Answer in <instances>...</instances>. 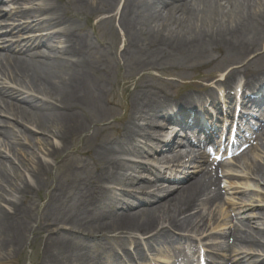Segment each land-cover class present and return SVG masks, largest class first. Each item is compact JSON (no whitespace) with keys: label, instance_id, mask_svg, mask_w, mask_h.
<instances>
[{"label":"bare ground","instance_id":"bare-ground-1","mask_svg":"<svg viewBox=\"0 0 264 264\" xmlns=\"http://www.w3.org/2000/svg\"><path fill=\"white\" fill-rule=\"evenodd\" d=\"M43 3L37 8L0 15V51L4 50L0 53V116L9 115L5 118H11L28 134L34 129L42 137L34 138L33 147L28 145V157H35L28 169L30 180L13 167L11 176L6 162L0 159V259L10 264L8 260L16 255L27 233L33 232L42 237V264H137L173 245L182 250L177 252L178 257L187 259L198 254L199 244L207 251L217 247L228 256L218 264H257L256 257L236 252L253 250L257 245L254 237L242 224L230 227L233 221L227 223L224 215L220 227L227 228L217 234L222 245L208 246L199 241L207 232L209 211L221 199L219 192L211 193L199 175L192 177L193 181H172L181 182L175 184L166 182L156 169L163 165L174 167L188 158L181 156L180 150H173L177 137L166 141L167 152L156 153L152 149L158 145L154 141L162 142L171 133L177 134L176 128L168 126L156 130L159 123L187 119V111L193 105L203 103L202 98L207 100L204 93L206 97L213 96L215 90L202 87L200 92L196 88L177 99L139 79L127 95L131 98L128 114L118 120L119 127H112L114 122L107 123L109 109L102 104L105 88L96 78L97 67L87 57L91 47L88 34L79 25L66 24L68 15L55 0ZM69 3L95 18L105 16L100 22L113 24L118 19L127 38L124 56H130L147 72H160L166 67L190 70L183 66L190 60H202L205 46L219 57L200 66L242 65L245 56H252L243 68L250 64H255L254 68L264 67V3L260 0ZM38 13L45 14L46 20L35 19L34 14ZM14 18L32 21L26 26L10 27ZM57 28L62 31H54ZM26 31L32 32V36L18 39L17 34ZM246 37H253L254 42ZM52 52L57 55L51 56ZM241 73L245 75L238 69L227 72L222 86H230ZM216 79L209 75L203 81ZM6 125V121L0 120L2 145L6 152L19 154L21 150L13 147L17 146L16 135L5 129ZM107 132H112L111 136ZM141 140L145 145L137 144ZM36 150H43L53 162L61 156L56 165L66 173L71 170L72 176L60 181L46 180L54 165L36 158ZM72 153L88 160L70 168ZM135 159H144L156 168L139 166ZM131 172L137 173V177L132 178ZM180 172H186L184 165ZM250 172L264 181V166L255 165ZM46 186L48 194L39 199L40 212L33 228L26 221L28 209L22 203ZM61 225L65 229H60ZM107 244L111 245L108 263L103 260ZM93 249H98L95 258ZM202 255L205 257L206 253ZM259 263L264 264V259Z\"/></svg>","mask_w":264,"mask_h":264},{"label":"rangeland","instance_id":"rangeland-1","mask_svg":"<svg viewBox=\"0 0 264 264\" xmlns=\"http://www.w3.org/2000/svg\"><path fill=\"white\" fill-rule=\"evenodd\" d=\"M10 1L11 0H4L3 3H0V12L2 15L8 13L9 11L20 9L28 10L30 8L40 7L42 4H44V0H34V2L32 3H28V0H19L16 3H12ZM260 1L264 3V0ZM55 2H57L61 9L64 10L65 15H68L66 24L72 22L73 24L79 25L81 26L82 31L88 34V40L91 47L87 57L89 58L91 63H93L97 67L98 73L96 74V78H99V80L102 81V85L105 88V96L102 99V104L109 109L110 120L107 123L114 122L112 124V127H119L118 120L124 118L126 114H128V105L131 104V98H128L127 95L133 92L134 88L137 86V84H139V79L140 81L145 82V84L147 83L151 86L153 85L154 87L164 89L166 93L169 92L171 97L174 98V96L176 95H183L185 93L193 91V87L195 89H201L200 87H203L202 85H200L202 81L192 83V85L194 86H192L191 88L186 85L187 83L196 81V79L198 80L203 76L210 75V77L215 76V78H217V76L220 74L219 71H223L228 67L233 66V64H225L222 66H200V63L202 65L208 64L215 59L217 60L219 57L216 52L207 51L208 46H205L201 53V56H204L202 60H195L194 62H190V60L189 63L183 66L188 69L191 68L190 70L184 71L177 67L167 69L168 67H166L160 72H147L148 70H144L140 66H138L139 63L131 60L129 58L130 56H124L123 51L125 49V42L127 38L125 32L121 30L119 26L118 19L115 20L113 24H111V22L109 21L100 22L105 18V16L95 18L93 14H89L87 11H83L78 5L69 3L70 0H55ZM34 16L35 19L40 22L45 21L47 18L45 14L40 13L34 14ZM31 21L32 19L21 20L19 18H14V20L10 22V27H12V25L14 27L20 25L25 26ZM56 30L62 31V28L54 29V31ZM31 33L32 32L26 31L22 32V34H17V36L18 39L26 40L32 36ZM246 38L252 42L253 37ZM47 45L50 49H52V44L48 43ZM1 52L4 51H0V53ZM50 55L55 57L57 54L52 52ZM249 58H251V56H245V60L248 62H250ZM12 87H15V85H12ZM5 117H9V115L2 114V116H0V120L3 122L6 121L7 125L5 126V129H8L10 132L16 135L14 141L17 143V146L13 147L15 149L21 150V154H18L15 151L6 152L4 145H2L3 141L0 138V151L2 152V155H4V157L2 156L0 159L6 162L7 170L11 176H13V174H11V168L13 167L17 169L16 171L19 172L20 175H24L23 177H25V179L28 181L30 180V177L28 178V169L30 166V162L31 159L34 160L35 157H28L27 153L29 151V147H33L34 145L32 143L35 142L33 141L34 138L42 137L41 135H39V132H36L34 129H31L30 134H28V130H23V127L17 125L11 118ZM162 126L166 127L168 125L162 120L156 130L161 131ZM25 129H28V127H25ZM112 132H107L106 135L111 136ZM29 136L32 139H29ZM47 137L48 136H46V138ZM29 140L31 144H28ZM50 142H53L55 143V145H57V142L54 140H50ZM5 143L9 144L8 141H5ZM137 144L145 145V142L141 140ZM75 145L78 144H74V146ZM36 152V158L39 157L45 162L54 165V167H52L51 171L47 175L46 180L53 181L57 179L58 181H60L64 180L67 176H72L71 170L66 173L64 169L56 165L61 159V156L58 157L55 163L44 155L43 150H36ZM87 160L88 157H81L76 153H72L71 162H69V165H71L70 168L76 166L77 163L80 164L81 162H86ZM259 162L263 167L264 155L259 158ZM79 172L83 173L81 171ZM130 175L132 176V178H135L136 173L131 172ZM257 179L258 180L255 181V179L250 177V179L242 180L240 183H234L233 187H235L236 190H232L230 192V198H225V202H232L230 206H234V208L236 209H239V206H246L249 207L248 209H250L245 212L246 214L242 213L244 215H241L240 220L236 221L235 223H238L239 226L242 224L241 227L245 228L252 235V237H254L257 245L252 248L253 250L249 249V252L245 249L242 251L236 250L237 254H250L253 258L256 257L257 260H263L264 215L262 216L260 215V213L264 211V181L258 177ZM105 186L108 185L106 184ZM42 189L43 190L40 193H32L30 197L26 198V201L22 203V205L26 206V208L28 209L26 221L28 225L33 226V228L36 227V216L40 212L39 208H37L38 205L39 207L41 206L39 199H43L44 195L48 194L49 187L46 186ZM3 206L5 207V205ZM230 206L215 205L209 211L208 214H210V217H208V223L206 224L207 232L199 239L208 240L209 245H221V240L219 236H217V234L226 229L225 227H220V224L223 222L222 220H224L221 218V216L224 215V217H226L225 219L227 220V223L230 221V218L232 216L231 210H233ZM59 228L65 229L64 225H61ZM37 235V233L33 232L27 233V237H25L24 242L21 244L16 255L8 260L10 264H42L43 246L42 242H40L42 237L39 238L37 237ZM0 261L1 264L7 263V260L5 261V259H0Z\"/></svg>","mask_w":264,"mask_h":264}]
</instances>
